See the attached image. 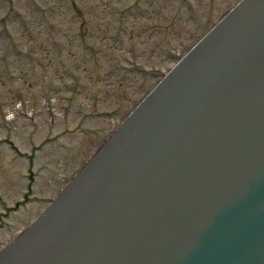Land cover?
<instances>
[{
  "label": "water",
  "instance_id": "obj_1",
  "mask_svg": "<svg viewBox=\"0 0 264 264\" xmlns=\"http://www.w3.org/2000/svg\"><path fill=\"white\" fill-rule=\"evenodd\" d=\"M241 7L234 17L240 30L228 19L224 36L214 30L187 59L189 70H203L202 80L186 79L185 65L165 93L158 94L156 109L165 106L162 119L155 114L144 120L153 134L144 138L136 133L135 124L147 116L141 109L111 143L113 154L108 150L98 156L97 161L108 156L107 169L116 171L117 157L129 147L136 167L133 173L121 172L126 198L109 200L113 206L101 216L110 221L102 226L103 218L93 217L98 233H87L91 224L83 222L84 215L99 210L91 202L73 222L55 223L49 240L42 243L47 249L41 258L36 260L34 250L24 253L27 260L13 259L16 264H111L115 250L113 264H264V0H247ZM200 81L217 86L198 97V108L219 104V109L195 118L192 98L186 97L190 85ZM178 83L180 88L171 89ZM219 124L226 130L221 136ZM211 130L214 139L208 136ZM130 138L148 140L132 146ZM232 149L241 164L231 156ZM121 209L127 213L121 214ZM125 231L133 232L128 249L138 247L133 256L120 252Z\"/></svg>",
  "mask_w": 264,
  "mask_h": 264
},
{
  "label": "rangeland",
  "instance_id": "obj_2",
  "mask_svg": "<svg viewBox=\"0 0 264 264\" xmlns=\"http://www.w3.org/2000/svg\"><path fill=\"white\" fill-rule=\"evenodd\" d=\"M239 1L0 0V50H6L9 38L18 44L12 57H0V140L28 149L33 174L39 176L25 206L17 208L12 203L22 197L9 192L23 187L19 172L26 166L9 148H0V193L10 190V203L0 199V250L71 180L174 61ZM8 6L32 24L36 37L40 32L33 46L23 23L7 15ZM40 6H53L45 21ZM72 6L85 10L82 19ZM84 22L88 28H82ZM54 31L59 46L67 47L62 67L38 52ZM24 55L40 56L39 66Z\"/></svg>",
  "mask_w": 264,
  "mask_h": 264
}]
</instances>
